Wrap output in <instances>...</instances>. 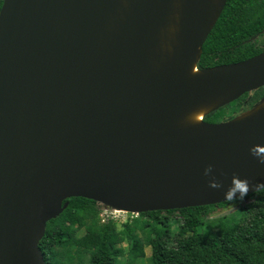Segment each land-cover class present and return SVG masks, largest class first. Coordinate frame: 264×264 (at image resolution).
Listing matches in <instances>:
<instances>
[{"label": "water", "instance_id": "obj_1", "mask_svg": "<svg viewBox=\"0 0 264 264\" xmlns=\"http://www.w3.org/2000/svg\"><path fill=\"white\" fill-rule=\"evenodd\" d=\"M227 3L3 0L0 264H46L47 224L72 198L140 215L228 202L233 174L264 182L250 152L264 145V99L234 120L186 123L264 87V51L197 68Z\"/></svg>", "mask_w": 264, "mask_h": 264}, {"label": "trees", "instance_id": "obj_2", "mask_svg": "<svg viewBox=\"0 0 264 264\" xmlns=\"http://www.w3.org/2000/svg\"><path fill=\"white\" fill-rule=\"evenodd\" d=\"M3 0H0V11ZM264 51V0H228L216 26L207 39L199 70L236 63ZM264 99V87L213 111L204 121L221 123L246 114ZM252 200L240 210L239 220L221 222L214 231L206 228L207 219L219 205L157 211L140 214L119 230L113 222L101 223L103 205L85 198L69 199V206L47 224L40 243L46 264H120L125 250L112 248L111 242L128 243L129 263L146 257L151 249L150 264H264V190L245 197ZM237 202V201H234ZM181 222L174 230L171 218ZM153 217L143 226L145 217ZM139 228L141 231H138ZM85 229L80 241L78 233Z\"/></svg>", "mask_w": 264, "mask_h": 264}, {"label": "rangeland", "instance_id": "obj_3", "mask_svg": "<svg viewBox=\"0 0 264 264\" xmlns=\"http://www.w3.org/2000/svg\"><path fill=\"white\" fill-rule=\"evenodd\" d=\"M252 203V200H243V201H237V202H231L229 204L223 205L222 207H219L215 210V212L207 219L206 221V228L211 227L214 231L217 229V226L220 225L221 222H228L232 223L233 221L239 220L240 216V210L247 206L248 204ZM120 211V212H118ZM138 214H129L127 212L121 211V210H112L110 208H107L105 206H102L101 212H100V219L101 223H109L113 222L117 225V228L119 230L123 229V225L127 222H133L136 218H138ZM153 217L148 216L143 219V226L147 228V231L149 233H152L151 228L149 227L150 224L153 223ZM171 222L173 224L174 230H177L179 227V223L181 222L180 218L177 215H174L171 218ZM150 223V224H149ZM138 231H141L139 228ZM86 237V231L85 229H82L78 233V238L80 241H84ZM112 248L120 247L125 250V254L120 257V264H128L130 259L128 255V243L123 242L120 244H117L116 242H111ZM151 256V249L146 248V257L145 258H139L137 261H135L133 264H150L149 257ZM88 258H85V264H87Z\"/></svg>", "mask_w": 264, "mask_h": 264}, {"label": "clouds", "instance_id": "obj_4", "mask_svg": "<svg viewBox=\"0 0 264 264\" xmlns=\"http://www.w3.org/2000/svg\"><path fill=\"white\" fill-rule=\"evenodd\" d=\"M205 115V110L201 109L195 113H192L188 119L192 123H200ZM251 154L258 158L259 163L264 164V145H253L250 148ZM213 171V166L208 165L204 170V175L209 176ZM209 187L214 189H220L223 185L216 180L215 177L209 180ZM259 192L264 190V182L250 185L247 179H240L237 174H233L231 178V185L224 193V200L228 202L243 201L248 196L249 191Z\"/></svg>", "mask_w": 264, "mask_h": 264}, {"label": "bare ground", "instance_id": "obj_5", "mask_svg": "<svg viewBox=\"0 0 264 264\" xmlns=\"http://www.w3.org/2000/svg\"><path fill=\"white\" fill-rule=\"evenodd\" d=\"M176 31H177V28L176 27H173V26H170L169 27V29H168V32H169V34L171 35V36H174V34L176 33ZM261 108H264V104L261 106ZM201 109H204L205 110V115H204V117L210 112V109L209 108H207V107H203V108H200V109H198V110H196V111H194L193 113H195V112H197V111H199V110H201ZM191 115V114H190ZM189 115V116H190ZM188 116V117H189ZM188 117L186 118V123H188V124H200V123H192V122H190L189 121V119H188ZM204 119V118H203ZM118 212H120V211H118Z\"/></svg>", "mask_w": 264, "mask_h": 264}]
</instances>
